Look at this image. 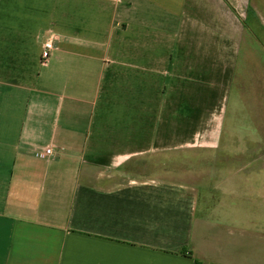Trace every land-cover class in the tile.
Returning <instances> with one entry per match:
<instances>
[{
    "label": "crops",
    "instance_id": "1",
    "mask_svg": "<svg viewBox=\"0 0 264 264\" xmlns=\"http://www.w3.org/2000/svg\"><path fill=\"white\" fill-rule=\"evenodd\" d=\"M0 264H264V0H0Z\"/></svg>",
    "mask_w": 264,
    "mask_h": 264
},
{
    "label": "built area",
    "instance_id": "2",
    "mask_svg": "<svg viewBox=\"0 0 264 264\" xmlns=\"http://www.w3.org/2000/svg\"><path fill=\"white\" fill-rule=\"evenodd\" d=\"M52 48H53V38L49 37L46 40H44L42 43V49H41V54H40L42 63L47 62V60L49 59L50 52H51ZM52 152H53V150L51 147H46L42 150H38L36 152V154L40 157H46V156L52 154Z\"/></svg>",
    "mask_w": 264,
    "mask_h": 264
},
{
    "label": "rangeland",
    "instance_id": "3",
    "mask_svg": "<svg viewBox=\"0 0 264 264\" xmlns=\"http://www.w3.org/2000/svg\"><path fill=\"white\" fill-rule=\"evenodd\" d=\"M180 160H183V159H187L186 157H184V158H182V157H180L179 158ZM191 159H193V158H191ZM195 164V163H194ZM196 165V164H195Z\"/></svg>",
    "mask_w": 264,
    "mask_h": 264
}]
</instances>
